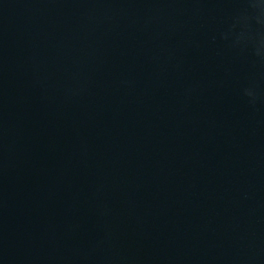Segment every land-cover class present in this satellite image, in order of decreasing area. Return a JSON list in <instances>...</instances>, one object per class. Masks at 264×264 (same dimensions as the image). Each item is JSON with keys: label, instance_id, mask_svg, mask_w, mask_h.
Returning a JSON list of instances; mask_svg holds the SVG:
<instances>
[{"label": "water", "instance_id": "obj_1", "mask_svg": "<svg viewBox=\"0 0 264 264\" xmlns=\"http://www.w3.org/2000/svg\"><path fill=\"white\" fill-rule=\"evenodd\" d=\"M0 264H264V0H0Z\"/></svg>", "mask_w": 264, "mask_h": 264}]
</instances>
